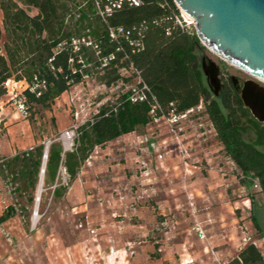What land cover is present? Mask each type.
I'll return each mask as SVG.
<instances>
[{"label": "rangeland", "instance_id": "rangeland-1", "mask_svg": "<svg viewBox=\"0 0 264 264\" xmlns=\"http://www.w3.org/2000/svg\"><path fill=\"white\" fill-rule=\"evenodd\" d=\"M28 11L32 15L37 13L34 8ZM203 56L221 67L226 76L253 79L264 86V81L228 63L206 46L200 51V59ZM97 77L96 73L86 77L49 107H33L28 119L39 144L46 148L56 140L72 150L76 138L67 141L64 132L75 124L79 128L101 105L115 101L126 90L122 84L108 87ZM12 84L0 105L13 103L11 97L23 89ZM199 105L205 108L204 102ZM10 112L5 114L7 119L16 124L23 120L16 115V107ZM207 117L202 115L200 120L203 121L201 131L198 129L201 133L187 124L183 141L192 149L191 165L202 164L203 169L208 163L201 149L208 142L215 166H225L223 171L213 169L218 172L212 175L203 170L200 173L213 180L223 178L231 204L238 207L234 210L227 207L223 211L227 220L223 231L214 220L204 221L203 185L187 184L192 173L185 170L168 127L161 124L157 129L158 124H151V131L142 127L134 132L139 133L137 138H118V143L106 149L103 156L94 161L89 157L81 166L83 179L75 187L74 181L69 183L68 174L50 185L45 182L44 173L39 200V181L36 189L27 188L19 163L7 165L13 157L0 154V217L10 207L15 210L11 218L0 224V234L17 252V264H228L254 241L264 259V197L255 185L256 180L247 178L250 188L243 185L241 178L244 176L223 153L222 144L207 123ZM1 125L0 135H4L6 129ZM154 131L163 133L162 141L153 138ZM139 135L145 138L139 140ZM245 138L253 140L254 135L249 133ZM153 142L155 145L150 151L147 146ZM124 143L134 144L135 149L128 153L118 150ZM143 147L147 149L146 155H142ZM159 152L163 154L162 159L156 155ZM157 159L161 162L158 170L155 168ZM108 164L116 165V169L110 168V173L107 172ZM143 168H151L152 174L156 173L158 187L153 184L144 187ZM253 211L261 234L250 222ZM232 215L238 218L229 219ZM198 224H212L214 243L209 242L208 235L203 239L199 236Z\"/></svg>", "mask_w": 264, "mask_h": 264}, {"label": "trees", "instance_id": "trees-1", "mask_svg": "<svg viewBox=\"0 0 264 264\" xmlns=\"http://www.w3.org/2000/svg\"><path fill=\"white\" fill-rule=\"evenodd\" d=\"M114 1L0 0V101L8 92L9 80L27 82L21 94L26 98L28 117L35 105L51 106L94 73L104 85L122 84L126 89L78 128L72 150L65 151L56 140L50 144L45 182H54L64 167L72 183L96 146L150 125L155 103L162 108L157 111L160 116L171 109L183 113L204 102L202 115L208 116L223 153L244 176L241 182L250 188L247 178L256 180L264 197L263 125L244 107L235 89L230 87L219 97L208 87L200 59L204 45L195 30L188 32L177 24L180 10L175 1L140 0L139 6L126 2L106 13ZM29 8H36L37 13L30 14ZM84 36H91L97 48L81 45L76 50L73 39ZM143 83L149 88L147 99L131 101V87ZM249 133L253 140L245 138ZM44 153L45 145L38 144L7 162L19 163L31 190L39 181ZM14 213L13 207L8 208L0 224ZM252 220L261 234L254 213ZM228 264H264V259L250 243Z\"/></svg>", "mask_w": 264, "mask_h": 264}, {"label": "water", "instance_id": "water-1", "mask_svg": "<svg viewBox=\"0 0 264 264\" xmlns=\"http://www.w3.org/2000/svg\"><path fill=\"white\" fill-rule=\"evenodd\" d=\"M174 1L195 20L196 33L204 46L228 63L264 79V0ZM202 67L211 91L219 96L222 90L219 66L205 57ZM241 93L245 106L258 121L264 122V86L250 80ZM48 153L49 146L45 148L39 186Z\"/></svg>", "mask_w": 264, "mask_h": 264}, {"label": "crops", "instance_id": "crops-1", "mask_svg": "<svg viewBox=\"0 0 264 264\" xmlns=\"http://www.w3.org/2000/svg\"><path fill=\"white\" fill-rule=\"evenodd\" d=\"M34 9H36V8H34ZM1 24H2V19H1ZM1 53H3V50L1 51ZM12 85L17 87V89H20V88L24 89L27 87V82L26 81H19L17 83V85H14V83ZM23 89H21V91ZM66 93H70V92L67 91V92L63 93L62 95L66 94ZM13 107L15 108V106L12 102L8 105L6 103H2V105H0V123L2 124L1 126H3V128L6 129V133L4 135H0V154L2 156L7 157V158L15 157L17 154H19L21 152L28 151V150L32 149L34 146L39 144V139L36 137V133L33 131L32 126H31V122L28 118L23 117L19 112H17L16 113L17 116L23 117V120H21V122H17V124H16V122H13L11 119H7L6 115L11 113L10 109H12ZM156 128L159 129V126H157ZM146 129L149 131L152 130L150 125H147ZM152 133L154 135L153 138L155 140H157V142L162 141L161 140V139H163V133L162 132L160 133L159 131H154ZM138 134L133 132V133L123 135L119 138H123V140H125L126 138L127 139L132 138L133 136H136V138H137ZM138 137H139V140L141 138H145L144 135H139ZM118 140L119 139L117 138V140H115L117 142H115L113 140L111 142L106 143L108 145L105 147H104V145L96 146L95 149L93 150L91 156H90V161H92L96 157L103 156V154L105 153V150L110 149L112 146H114L116 143H118ZM205 140H206V137L202 138V141H205ZM206 143H207L206 146L205 145L202 146L201 149H202L203 154L205 156L203 158H205L208 163L205 164L203 169H201L202 164L191 165V169L189 170V172L192 173V177L189 178L187 184L192 186V187H198L199 185H203V190L201 191V195L203 196L202 200H203L204 221L214 220L216 222V226L219 227V230L223 231V228H224L223 226L226 225V221H227L226 219H224L225 217L223 216V211L225 209H227V207H230L232 210H234L235 208L237 209L238 207H234L233 204H231L229 197L226 193V190H224L225 182H224L223 178H219L218 180H213L211 177L207 178L206 176L204 177V176L200 175L202 170L204 172H206L207 174L212 175L213 172H218L217 170H213L215 168H217L219 171H223L225 169V166H218V165L215 166L216 161H215V157L213 156V150L208 145L209 143L208 142H206ZM153 145H155L154 142L152 143V145H150V147L149 146H147V147L150 149ZM159 145H161V144H159ZM64 146L65 145H63V147ZM133 147H134V144L124 143V145L121 146L120 148H118V150L122 149L128 153L129 151L131 152V150L135 149ZM135 147H137V145ZM64 149H65V151L67 150L66 147H64ZM150 151H153V150L150 149ZM155 151L157 152V150H155ZM142 152H143L142 155H146L147 149L143 147ZM137 153H138V151H137ZM156 155L158 157V153ZM159 162H160V160L157 159L156 165H155V168L157 170L161 166L159 164ZM110 168H112V170H114V169H116V165L114 166V164H108V165H106L105 170L110 173ZM141 173H142L141 180H142V183L144 184V187H150L151 184H153V187H158V184L156 183L157 182L156 173L152 174L151 168H147V169L143 168V170H141ZM65 174H67L66 169L64 167H60L55 181L50 182V185H55L56 183H58L62 176L65 177ZM83 174H84V170L81 167V170H80L77 178L74 180L73 187L77 186L79 181L83 179ZM113 177H115V176H113ZM154 178H155V181H154ZM154 182H155V184H154ZM244 186H246V185H244ZM198 200L199 199H197V201ZM245 204H246V206H248L247 203H245ZM253 213H254V211H253ZM230 218L232 220H235L238 217H236L235 215H232L231 217H229V219ZM250 222L255 227L252 218H251ZM202 226H203V229L206 233V236L208 235L209 242L214 243V241L212 240V237H213L212 224H209V225L204 224ZM250 238L252 239L251 236H249V239ZM260 240H262V239L259 238V241ZM254 243H256V242L254 241ZM16 253L17 252L14 251L13 248L11 249L10 246L7 243H5L4 238L0 234V264H17L16 260L18 257H17Z\"/></svg>", "mask_w": 264, "mask_h": 264}, {"label": "built area", "instance_id": "built-area-1", "mask_svg": "<svg viewBox=\"0 0 264 264\" xmlns=\"http://www.w3.org/2000/svg\"><path fill=\"white\" fill-rule=\"evenodd\" d=\"M126 2L129 3L130 5H135V6H139L141 4L140 0H115L111 6L106 7L105 11L106 13L110 14L113 11V9L121 8ZM179 10H180V14L176 16L177 24L181 27L182 30L192 32L193 28H195V20L180 8ZM120 31H122V29H120ZM111 32H112L111 33L112 36L116 37L115 31L112 30ZM73 45L76 50H79L81 45L97 48V45L91 36L74 38ZM11 83L17 85L18 82L9 80L7 82L8 91H10L9 88L11 86ZM35 88L36 87L34 86L33 89ZM148 92H149V88L144 83L139 85H133L130 89L129 99L133 102L143 101L147 99ZM38 94H40V92ZM11 100L13 101V104L15 105L18 112L23 117L25 118L28 117L29 111L25 96L21 94V92L15 93V95L11 97ZM158 110H162V108L157 103H155L151 111V114L153 115V121L151 124H158V126H160L161 124H165L168 127L176 143L177 151L181 158L182 164L184 165L185 170L189 171L188 168L189 166H191L190 160L192 159V149L189 148V146L186 145L185 142L183 141V135L186 128L185 126L187 124H189V126H194L195 129L197 130L199 129L201 131L203 121L200 120L202 119L203 106L199 105L197 107H192L183 113H177L175 109H171V111L168 114H162L160 116L157 115ZM64 136L67 141H72L74 138H76L78 136V128L76 124L73 125L71 129H67L64 132ZM158 158L159 159L163 158V154L161 152L158 153ZM196 230L202 239L206 238V233L201 224H198L196 226Z\"/></svg>", "mask_w": 264, "mask_h": 264}, {"label": "flooded vegetation", "instance_id": "flooded-vegetation-1", "mask_svg": "<svg viewBox=\"0 0 264 264\" xmlns=\"http://www.w3.org/2000/svg\"><path fill=\"white\" fill-rule=\"evenodd\" d=\"M204 58H205V56L202 57V62H203ZM205 77H206L207 85L209 87L207 76L205 75ZM219 78H220L221 87H222V90H221L219 97H222L225 94L226 90L231 87V88L235 89L236 93L242 98L241 91H242V88L244 87L245 83L247 81L253 80V79H243L240 77H235L233 75L226 76L225 73L222 71L221 67H219ZM244 107L247 108L245 106V104H244ZM247 109H249V108H247ZM250 112H251V110H250ZM260 123L263 125V128H264V122H260Z\"/></svg>", "mask_w": 264, "mask_h": 264}, {"label": "bare ground", "instance_id": "bare-ground-1", "mask_svg": "<svg viewBox=\"0 0 264 264\" xmlns=\"http://www.w3.org/2000/svg\"><path fill=\"white\" fill-rule=\"evenodd\" d=\"M255 78H257V79H259V80H262V81H264V79H262V78H260V77H257V76H254ZM41 186H42V184H40V186H39V188H38V193H39V195H40V192H41ZM38 195V194H37ZM38 195V196H39Z\"/></svg>", "mask_w": 264, "mask_h": 264}]
</instances>
